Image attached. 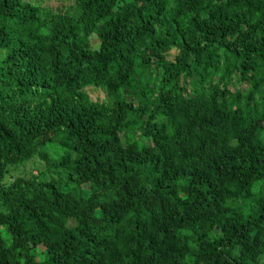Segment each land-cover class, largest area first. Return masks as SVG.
<instances>
[{"label":"trees","instance_id":"1","mask_svg":"<svg viewBox=\"0 0 264 264\" xmlns=\"http://www.w3.org/2000/svg\"><path fill=\"white\" fill-rule=\"evenodd\" d=\"M69 1L0 0V264H264V0Z\"/></svg>","mask_w":264,"mask_h":264},{"label":"rangeland","instance_id":"2","mask_svg":"<svg viewBox=\"0 0 264 264\" xmlns=\"http://www.w3.org/2000/svg\"><path fill=\"white\" fill-rule=\"evenodd\" d=\"M42 3V7L44 9H51L54 12H63L67 5L71 2L69 0H39ZM87 92L89 93V96L94 101H103L105 100V94L102 89L100 88H87ZM57 145H51L50 147H47L48 151L52 153V157L54 156L53 150L57 149ZM37 156H33L29 160H27L22 165L16 167L12 171V175L9 176V180H12L13 178L17 176H24L29 177L33 175H39L40 172L44 169L42 165V161L39 162ZM49 176V174L47 175ZM52 176V174H50ZM49 176V177H50Z\"/></svg>","mask_w":264,"mask_h":264}]
</instances>
